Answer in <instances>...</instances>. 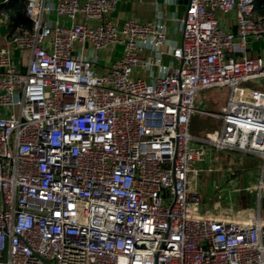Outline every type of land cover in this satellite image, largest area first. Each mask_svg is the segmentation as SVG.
Segmentation results:
<instances>
[{
  "label": "built area",
  "instance_id": "2783aa9c",
  "mask_svg": "<svg viewBox=\"0 0 264 264\" xmlns=\"http://www.w3.org/2000/svg\"><path fill=\"white\" fill-rule=\"evenodd\" d=\"M20 1L25 69L0 49V264H264V220L213 215L193 187L208 150L264 170L256 0H185L175 45L161 22L118 29V0ZM225 89L206 113L221 128L192 137L197 95Z\"/></svg>",
  "mask_w": 264,
  "mask_h": 264
},
{
  "label": "crops",
  "instance_id": "0c3cea01",
  "mask_svg": "<svg viewBox=\"0 0 264 264\" xmlns=\"http://www.w3.org/2000/svg\"><path fill=\"white\" fill-rule=\"evenodd\" d=\"M50 2L54 5L56 0H50ZM22 3L20 0H0V49H11L9 41L14 29L9 17ZM185 12V0H118L116 9L109 17L118 29L121 28L123 21L129 18L139 22L164 23L168 37L175 45L180 41L179 30L181 27L178 25L177 19L183 18ZM49 19L52 21L58 20L62 25L70 24L64 18H56L54 15L50 16ZM76 22L83 23L84 20L82 17H78ZM90 24L94 25V23ZM250 46L253 50H259L263 48L264 41L251 42ZM11 51L14 62L20 66L21 70H24L27 63V54L13 49ZM120 55V47H115L112 52L105 51L101 53L100 67L96 69V72L101 73L103 68H107ZM168 61V58L164 60L165 63ZM136 76L142 77L148 83L151 81V78L142 71L136 73ZM202 103L211 106L205 97L202 99ZM224 106H220L219 110L221 111ZM219 112L196 110L190 118V135L194 138H200L206 131L220 129L221 121L206 115V113ZM197 114L205 116L211 124L217 125V127L210 128L203 124L195 129L193 116ZM194 143L198 144V141L194 140ZM206 162L211 163L212 169L205 172L199 184V194L202 197L203 205H205L203 210L213 215L229 216L236 219H243L248 214H252L253 217H260L264 220V170H262V164L255 159L243 157L238 153H222L212 150L205 153L204 160L200 163ZM258 179V182H254ZM195 188L197 191V186Z\"/></svg>",
  "mask_w": 264,
  "mask_h": 264
},
{
  "label": "rangeland",
  "instance_id": "374dc122",
  "mask_svg": "<svg viewBox=\"0 0 264 264\" xmlns=\"http://www.w3.org/2000/svg\"><path fill=\"white\" fill-rule=\"evenodd\" d=\"M229 96V91H227V89H225V91H220V90H209L206 92H202L200 94L197 95V101L195 103V109L197 111L201 110V111H211V112H219L220 110V106L225 105L227 98ZM206 98L207 101L209 102V104L212 106H208V105H203L202 103V99ZM193 123H194V128H199V126L201 125H207L210 128H214L217 127V125H213L211 124L207 118L201 114H197L195 116H193ZM197 168L199 169V174L197 175L196 178V182L195 185H193L194 189H196L195 187L197 186V191L196 192H200V181L203 178V175L205 174L206 171H208L209 169H212L211 167V163L210 162H206V163H197ZM260 173V172H259ZM229 175V174H228ZM258 180H254V182H258ZM205 205L202 206V208Z\"/></svg>",
  "mask_w": 264,
  "mask_h": 264
},
{
  "label": "trees",
  "instance_id": "16d2710c",
  "mask_svg": "<svg viewBox=\"0 0 264 264\" xmlns=\"http://www.w3.org/2000/svg\"><path fill=\"white\" fill-rule=\"evenodd\" d=\"M24 7V3L20 4L18 9L14 10L10 17L8 16L9 20L12 22L13 29L19 26H23L26 29H30L31 22L28 21L24 14ZM260 16L264 17V0H256L254 5L252 17L256 18Z\"/></svg>",
  "mask_w": 264,
  "mask_h": 264
}]
</instances>
